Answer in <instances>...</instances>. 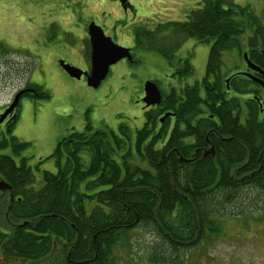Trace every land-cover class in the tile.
I'll use <instances>...</instances> for the list:
<instances>
[{
  "label": "trees",
  "instance_id": "trees-1",
  "mask_svg": "<svg viewBox=\"0 0 264 264\" xmlns=\"http://www.w3.org/2000/svg\"><path fill=\"white\" fill-rule=\"evenodd\" d=\"M148 24L149 26H142L135 33V44L148 41L139 49L141 53H155L166 59L173 69L181 68L183 72L179 73V78L191 75L193 71L192 67L186 68L191 65L187 59L179 58V64L175 63L178 52L187 41L194 39L201 44L211 43L206 57L203 84L214 86L216 92H209L208 95L215 98L222 97V91L226 87L222 76L224 68L231 70L230 65L224 61V54L240 60L249 49L264 50L263 19L250 6H241L232 0H204L203 6L191 10L184 21L153 20ZM181 90L184 95L192 97L188 101L190 107L200 105L208 96L205 95L203 99L198 86H185ZM37 91V98L49 100L50 95L43 87L39 86ZM176 93L174 91L167 97L175 99ZM228 120L232 122L230 117ZM226 128L236 140L230 142L225 151L217 153L215 159L219 161L215 162L222 164H184V169H179L176 163L169 166V161L160 166L153 161H145L149 171L133 167V163H123L122 167L115 168V173H105L96 179L90 174L76 175L74 182H71L75 189L79 185L106 189L98 198L88 200L79 199L67 191L64 175L69 171L66 169L69 162L58 164L57 175L45 170L44 180L38 183L32 167L17 165L14 157L0 155V179L12 185L15 197L10 200L11 207L7 214L1 215L2 209L6 210L7 203H3L0 191L1 252L14 259H34L49 255L54 247L61 245L60 252L55 253V256H66V249L69 248L73 258H92L96 253L100 259L95 264H113L117 257L115 250L123 247L118 245V240H129L128 235L132 233L134 226L143 223L164 229L169 234L165 237L166 240H179L183 243L182 246L164 244L151 247L144 264L183 263L184 256L191 247L196 248L201 241H209L205 227L213 230V233L219 230V226L223 228V224L218 225V218L225 215L222 210H228L230 198L238 199L244 195L243 188L246 185L256 191V179L264 174V171L262 174L258 173L260 166H264V152L260 157L261 150L254 149L250 134L241 135V131L233 129L232 123L229 127L226 125ZM254 128L260 134V128L256 125ZM87 130H91L90 124ZM88 134H75L85 140L84 147L77 146L76 152H89L93 161L97 162L99 156L103 159L105 150L109 153L110 147H104L108 137L106 133L98 131L93 139L88 140ZM239 138L243 140L239 141ZM0 146L7 148V141ZM28 146L29 143L15 145V155L21 154ZM240 146H243V150ZM73 158L76 160V155ZM127 158H131V155H126L125 159ZM138 158L143 157L139 155L134 161ZM243 158L245 162H242ZM225 162L230 164H223ZM238 162L241 164H237ZM132 172L134 175H131ZM251 173H254L251 179H243L249 178ZM148 175L155 176L148 180ZM138 178L144 179L143 182L135 183ZM260 186L264 187L263 181ZM225 191L228 193L227 197L224 195ZM93 200L97 206L90 209ZM242 210L239 209V213ZM100 219H107L108 223L99 227ZM96 233V244H93ZM64 240L68 243L67 247L63 244ZM192 240H195L194 244L190 243ZM102 257L111 259L107 261Z\"/></svg>",
  "mask_w": 264,
  "mask_h": 264
},
{
  "label": "rangeland",
  "instance_id": "rangeland-1",
  "mask_svg": "<svg viewBox=\"0 0 264 264\" xmlns=\"http://www.w3.org/2000/svg\"><path fill=\"white\" fill-rule=\"evenodd\" d=\"M123 1L127 7L129 1ZM130 1L135 5L136 22L147 23L153 20L184 21L191 10L202 7L204 2ZM232 1L241 6H250L264 22V0ZM119 2L123 6L122 1ZM123 13L116 0H0V41L3 40V44L0 43V114L10 104L18 87L29 79L35 80L34 83L50 95L49 100L37 98L38 94L33 100L24 98L14 132L9 134L6 125H0V145L7 141V148L0 146V155H9L16 160L29 158L28 162L39 182L42 171L56 173L54 160H44L52 155L59 141L70 132L84 131L89 121L95 128L110 126L113 130H117L122 122L131 128L137 125L140 118L135 101L141 98V89L146 80L161 82L166 93L171 88L177 92L180 90L177 83L166 85L175 81L170 79L175 75L168 78L173 70L170 63L149 51L137 54L138 68L124 67L120 63L114 65L98 89L89 88L83 80L70 78L59 67V56L80 64L79 49L84 47L81 39L86 35L88 24L92 21L100 25L111 24L122 18ZM124 32V37H121L124 42L115 39L116 42L132 45L133 35L128 29ZM68 43L75 46L72 52L65 51V44ZM147 43L143 40L144 45ZM210 48L211 43L201 44L190 39L178 52L175 63L179 64V58H189L194 70L191 79L200 81L206 72V57ZM224 61L226 64L229 62L231 70L224 68L223 79L225 73L231 72L235 64L237 66L238 57L232 59L227 56ZM37 84L35 87L38 89ZM9 135L14 137L10 138ZM11 139L30 145L16 156ZM38 162L40 171L36 167ZM9 192H1L3 203H7L1 215L7 214L11 207ZM233 199L231 197L229 200L228 210H222L225 215L218 218V225L223 224L219 234L208 243L188 250L181 264H264V193L250 191L235 201ZM239 209H243L242 213H239ZM134 234L139 244L135 243L132 249L121 247L116 250V256L123 253L128 264L144 263L155 237L143 226H136ZM60 250L58 247L57 251ZM3 263L7 264L4 260ZM20 264H32V261L22 259Z\"/></svg>",
  "mask_w": 264,
  "mask_h": 264
},
{
  "label": "flooded vegetation",
  "instance_id": "flooded-vegetation-1",
  "mask_svg": "<svg viewBox=\"0 0 264 264\" xmlns=\"http://www.w3.org/2000/svg\"><path fill=\"white\" fill-rule=\"evenodd\" d=\"M116 1L120 4L124 11L123 17L116 19L111 24L103 23V25H100L98 22H96V24L101 26L105 35L107 37H111L114 42H116L115 39L124 42L121 39V37H124L125 35L124 30L128 29L131 32V35H133L132 45L120 44L121 46L130 49L131 58L123 59L120 64H122L124 67H138L137 54L141 52L139 49L142 47L143 43L136 45L134 36L135 33L140 28H142V26H149V24L147 22H136L137 17L134 13L135 5L130 0H128L129 3L127 7L124 4L122 6L119 0ZM130 13L133 14L129 16ZM88 26L86 32L85 29H83L86 34L88 33ZM81 40L84 43V47L79 49L80 64H74L61 56L57 58V62L63 59L66 63H70L71 65L82 69L83 71L90 72L91 57L88 56H91V44L87 36ZM0 43L2 45L3 40L0 41ZM116 43L119 44L118 42ZM67 49L68 52L73 51L69 45L67 46ZM86 50H88L87 56ZM246 53L248 55V60L252 62L253 66L251 67L250 64L248 65L247 60L244 57V53L240 60L238 59L237 67H234L231 72L225 73L226 76L224 78V85L226 87L222 91V97L220 96L215 98L214 96L208 95L209 92H216V89L214 86H205L203 84L205 75L200 81H192L191 78L194 73L193 70L191 75H186L179 78V73H182L183 70H181V68H175L172 70L170 76H168L172 77L175 75L173 78L175 81L168 82L166 84L168 85L170 83H177L180 85V90L176 93L177 97L175 99L167 97V95H170L174 92L172 88L170 89L169 93L165 92L166 89L160 88L163 95L161 103L148 107L142 101L145 96L144 89L142 88V93L140 95L141 98L135 101L137 106L136 112L140 118V122L137 125L131 128V126L127 123L122 122L117 130H113V128L110 126L95 128L93 127L92 122L89 121L88 125L90 124L91 130H87L88 125L86 124L84 131L70 132L59 141L52 155L44 161L53 159L54 165L57 169L59 168V163L64 165L69 162L66 165V169L69 171H66L64 175V180L67 182V191L79 199L88 200L92 198H98L103 191H106V189H102L101 187L85 188L82 187V185H79L78 189H75L72 187L73 183L71 182H74L76 175L90 174L92 178L96 179L97 176H101L105 173V175L115 173V168L122 167L123 163H133V167H144L146 171H149L145 161H153L158 166H160L163 162L169 161V166H172L173 163H176V166L179 169H184V164L186 166H195L199 163L222 164L221 162H215L219 161L215 159L217 153L219 151H225L226 148L229 147L228 144L233 140H236L234 135L229 133L230 130L226 128V125L229 127L230 123H232L234 130L237 129L241 131V135H245V133L250 134L254 149L261 150V157L262 152H264V50L262 48H253L249 49V51H246ZM225 57H227L226 54H224V58ZM187 60L191 63L189 58H187ZM188 67H191V65H188L186 68ZM81 80H83L85 83L87 81L86 77L84 76ZM34 81L35 80L33 79H29L27 83L20 85L15 92L12 100H14L18 93L23 91V94L18 107L15 108L14 111L3 122V124L6 125V132L9 133L15 131L21 116V107L24 98L28 97L33 100L38 94L37 88L35 87L37 83H34ZM154 82H156L160 87L157 80H154ZM246 84L248 87H246ZM195 85H198L200 88L203 99L205 95L208 96L203 102L200 103V105L190 107L188 105V101L192 100V97L184 95L181 88ZM239 85L241 88H237ZM8 107L9 105L4 107L1 111V114ZM188 109H190V111ZM228 117L232 119V122L228 120ZM254 125L260 128V134L256 133ZM98 131L107 134L108 141L106 144H104V147H110V150L109 153L107 150H105L103 159L99 156L98 161L94 162L89 152H76V149L78 148L77 146L84 147L85 140L76 137L75 134L89 133V140L93 139ZM241 140H243V138H239V141ZM60 144H62L61 147ZM240 147L242 149L243 146ZM58 154H60V156ZM128 154L131 155V158L125 159L126 155ZM73 155H76V160L73 158ZM139 155H142L143 158H138L136 159L137 161H134V158L138 157ZM94 156L98 155H93V157ZM28 161L29 158L27 157L15 160L17 165L25 164L31 167ZM242 162H245V158L242 159ZM94 163H96L95 166ZM39 164L40 162H38L37 166H39ZM223 164L229 165L230 163L225 162ZM237 164H241V162H238ZM259 170L260 171L258 173L262 174L264 171V166L261 165ZM49 173L54 175V172L49 171ZM253 174L254 173H251L249 178L245 177L243 179H251ZM131 175H134V173L132 172ZM91 176H89L90 179H92ZM154 176L155 175H148L146 179L149 180V177ZM105 179H107V176H105ZM43 180L44 171H42V178L40 182ZM137 180L138 181L135 183L143 182L144 179L138 178ZM261 181L264 182V174L257 177V186L254 189H256L257 192L264 193V187L260 186ZM40 182L38 181V183ZM87 182L88 181H85V183ZM252 189L253 187H247L246 185L243 188V191L246 194L247 192L252 191ZM14 198L15 197H13V199ZM85 205L87 204L85 203ZM95 205L97 206L96 202L93 200V205L90 206V209H94ZM137 221H139V219H137ZM136 226H143V228H145L155 237L151 247H160L164 244L177 246L183 245V243L179 240H166L165 237H167L169 234L166 233L164 229L160 230L159 228L152 227L150 225L147 226L143 223H138ZM136 226H134L132 233H129V240H118V245H122L123 249H125V247L132 249L136 244H139L140 241L135 239L136 236L134 234ZM205 230L208 238L215 235L213 230H208L206 227ZM96 239L97 235L94 236L93 244H96ZM208 242L209 241L205 240L201 241L200 244H205ZM190 243L194 244L195 240L190 241ZM63 244L65 246L68 245L65 240ZM143 246L145 247V245ZM58 247L61 248V245ZM58 247H54L49 255H43L34 259L19 257L14 259V257L6 256L0 250V264H4L3 260L4 262H7V264H20L22 259H28L32 261V264H95V261L100 259L96 253L92 258H73L69 248L68 250L66 249V256L58 257L55 256V253L60 252L57 251ZM120 248L121 247L118 249ZM192 248L194 247H191V249ZM97 250H99V247L96 249V252ZM122 255L123 253L115 257V262L113 264H128V262L125 260V256ZM102 259L109 261L111 258L102 257ZM140 264L144 263L141 262Z\"/></svg>",
  "mask_w": 264,
  "mask_h": 264
},
{
  "label": "water",
  "instance_id": "water-1",
  "mask_svg": "<svg viewBox=\"0 0 264 264\" xmlns=\"http://www.w3.org/2000/svg\"><path fill=\"white\" fill-rule=\"evenodd\" d=\"M124 3L123 0H121ZM88 33L91 43V70L90 72L83 71L82 69L66 63L64 60L59 61V66L73 79L81 80L86 77L87 85L93 89H97L107 79L111 72V68L125 58H131L129 48L119 46L111 37H107L101 26L92 22L88 27ZM245 59L248 65L252 67L253 64L248 60V55L245 53ZM23 91L18 93L12 104L0 116V124L13 112L18 106ZM162 92L156 82L147 81L145 83V97L143 102L146 106H155L162 101ZM0 190L5 192L12 190L9 182L2 179L0 180Z\"/></svg>",
  "mask_w": 264,
  "mask_h": 264
},
{
  "label": "bare ground",
  "instance_id": "bare-ground-1",
  "mask_svg": "<svg viewBox=\"0 0 264 264\" xmlns=\"http://www.w3.org/2000/svg\"><path fill=\"white\" fill-rule=\"evenodd\" d=\"M86 36H87L88 40L90 41L89 33H87V34L85 35V37H86ZM85 37H84V38H85ZM54 175H57V172L54 173ZM227 194H228L227 191H225V192H224V195H225L226 197H227ZM106 222L108 223V220H107V219H100V220L98 221V226L101 227L102 224H103V223H106ZM97 233H98V232H97ZM97 233H96L94 236H96ZM96 240H97V239H96Z\"/></svg>",
  "mask_w": 264,
  "mask_h": 264
}]
</instances>
